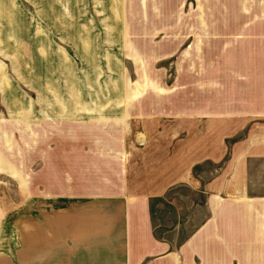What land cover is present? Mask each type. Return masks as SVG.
<instances>
[{"label": "crops", "instance_id": "1", "mask_svg": "<svg viewBox=\"0 0 264 264\" xmlns=\"http://www.w3.org/2000/svg\"><path fill=\"white\" fill-rule=\"evenodd\" d=\"M13 7L0 24V160L15 164L6 157L14 143L9 133L21 128L22 232L16 239L7 212L14 202L0 195V261L14 264L19 240L22 264H264V125L243 134L238 127V136L216 147L207 139L210 111L192 109L189 98L174 116L182 121L167 131L164 119L176 111L157 105L136 109L133 133L126 117L80 120L78 101L64 95L61 78L73 59L68 48L78 46L55 40L41 10ZM3 12L0 0V17ZM22 14L27 20L19 27ZM119 33V45L131 47L128 29ZM183 96H191L189 88ZM148 114L164 134L148 132ZM79 161L87 164L79 169ZM3 177L13 176L0 172ZM179 185L198 200L183 196L181 223L157 221L154 206L172 202ZM179 228L182 241L175 237Z\"/></svg>", "mask_w": 264, "mask_h": 264}, {"label": "rangeland", "instance_id": "2", "mask_svg": "<svg viewBox=\"0 0 264 264\" xmlns=\"http://www.w3.org/2000/svg\"><path fill=\"white\" fill-rule=\"evenodd\" d=\"M16 3L32 14L41 10L43 24L53 30L55 40L63 37L64 46H78L68 48L73 59L63 65L61 78L64 95L71 93L78 101L75 115L80 120L115 123L126 117L128 126L134 121L133 133L140 123L135 122L139 119L136 109L149 111L157 105L176 111L164 119L167 131L182 121L174 116L182 111L183 98H189L192 109L205 106L210 111L207 139L216 147L231 135L238 136L234 135L238 127H244L243 134L264 125V0H1L0 24L10 20L8 10L13 11ZM22 17L19 27L25 24L26 16ZM124 27L132 42L126 50L119 45V31ZM21 68L29 75L25 65ZM12 75L19 81V73ZM188 88L191 96L184 97L183 90ZM131 92L142 95L130 97ZM230 111L240 117L225 119ZM17 116L9 114V118ZM148 117V132L164 134L156 133L152 126L156 120ZM9 136L14 143L6 157L15 164L0 160V172L13 176L0 178V195H9L7 199L14 202L7 212L20 234L17 239L22 232L24 183L21 128L13 127ZM86 164L79 161L78 168ZM174 191L172 202L154 206L156 220L177 225L182 222L183 196L198 200L187 186L179 185ZM178 232L175 237L182 241L184 232L181 228ZM17 243L14 264H22L21 241Z\"/></svg>", "mask_w": 264, "mask_h": 264}]
</instances>
